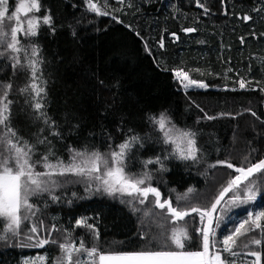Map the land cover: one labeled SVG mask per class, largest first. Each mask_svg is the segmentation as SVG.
Returning <instances> with one entry per match:
<instances>
[{"label":"trees","instance_id":"trees-1","mask_svg":"<svg viewBox=\"0 0 264 264\" xmlns=\"http://www.w3.org/2000/svg\"><path fill=\"white\" fill-rule=\"evenodd\" d=\"M90 2L108 14L98 15L90 9ZM201 2L203 7L197 0H39L40 10L29 18L50 16L51 24L41 23L38 35L23 36L21 43L27 48L36 43L42 50L46 112L55 121L58 137L49 135L25 103L20 89L27 84L28 74L14 73L11 59L0 56V83L12 84L11 126L23 140L35 145L33 159L47 150L37 144L38 135L48 136L53 151L65 161L69 148L87 147L107 154L110 146L114 149L136 135L143 146H133L125 161L126 171L151 172V184L161 191L162 199L170 198L179 208L210 207L234 176L230 170L224 172L226 167L217 161L248 166L264 159V0ZM17 3L19 0H10L9 8L14 11ZM4 23L14 26L15 21L5 18ZM21 23L26 26V19ZM189 28L195 30L185 31ZM181 68L209 89L180 90L173 70ZM241 80L245 89L239 88ZM161 113L178 128L197 133V146L203 153L199 164L170 158L164 160L166 170L151 164L145 168L143 161L157 156L163 159L165 150L171 148L160 142L162 134L149 120ZM257 187L255 201L235 206L221 216L230 220L226 228L222 225L216 230L217 241L248 218L249 212L264 211V184L257 183ZM84 188V183H68L55 191L61 196L59 202L48 199L40 206L38 215L45 224L54 223L64 230L52 233L50 239L56 244L38 247L35 240L7 233L0 239V264H23L25 257L41 254L46 264H53L61 256L58 245L69 231L73 240L83 239L86 247L108 254L157 250L171 244L167 237L173 227L187 228L192 238L186 250H200L196 229L202 225L196 213L174 222L148 203L141 205L131 197L114 198ZM233 195L229 193L225 199ZM47 198L42 197L44 201ZM150 208L154 215L146 216ZM82 217L95 226L98 238L87 228L75 226ZM252 237L261 239V245L252 244ZM245 243L247 247H243ZM234 250L241 253L233 258L237 264H252L255 257L248 255L249 251H260V264H264V235L259 230L248 232L238 238Z\"/></svg>","mask_w":264,"mask_h":264},{"label":"snow or ice","instance_id":"snow-or-ice-1","mask_svg":"<svg viewBox=\"0 0 264 264\" xmlns=\"http://www.w3.org/2000/svg\"><path fill=\"white\" fill-rule=\"evenodd\" d=\"M197 5L203 7L201 0H197ZM40 7L39 0H19L13 11L9 8V0H0V56L7 55L11 59L14 73L24 71L28 74L27 84L20 89L26 97L25 103L33 109L35 118L48 128L49 135L58 137L60 133L55 128V121L50 120L46 112L47 81L43 73L42 50L36 43H32L30 48L24 47L21 43L23 36H37V29L41 23L51 24L50 16L41 19L33 15L29 18V14L38 12ZM89 7L98 15L108 14L106 11L102 12L94 2H90ZM20 13L26 19V26L21 23L22 18L18 15ZM5 18L9 21L14 20V26L5 24ZM194 30L185 29L188 32ZM172 35L175 36V33ZM160 46L163 47V43ZM175 75L182 78V83L184 80L187 81L183 85L185 88L190 85L199 88L208 87L205 83L189 79L187 72L183 70H177ZM239 86L241 89L245 88L243 80L240 81ZM11 90V83H0V239H5V234L11 233V237L23 235L30 241L35 240L38 247H44L49 243L56 244L55 239H50L52 233L64 230L59 229L54 223L50 226L46 225L38 215L40 209L35 203L30 202V198L40 197L46 193L52 202H59L61 196L56 195L55 191L68 183H84L85 191L88 192H102L113 197L119 194L120 197H131L141 205L148 203L162 210L160 215L165 219L174 222L184 221L186 217L196 213L202 225L196 229L201 241L200 250H186V243L192 238L187 228L173 227L167 237L171 244H165L157 250L108 254L101 253L96 247H86L83 239L73 240L69 231L64 242L58 245L61 256L53 264H237L233 258L241 255L234 250L238 238L257 230L264 235V225L261 224L264 211L255 214L249 212L248 218L229 229L222 240L217 241L214 231L220 229L222 225L227 227L230 217L221 219L222 215L230 212L235 206L248 204L257 199L259 191L257 183L264 184V159L239 167L228 161H217V164L234 169L238 174L228 180L210 207L179 208L173 205L170 198L162 199L161 191L151 184L153 179L151 172L133 174L126 171L125 161L129 158L133 146L136 144L143 146L141 138L136 135L129 137L114 149L110 146L107 154L99 150H89L87 147L69 148L70 155L67 161L56 155L48 136L38 135L37 144L45 145L47 150L39 159H33L35 145L23 140L11 126L13 104V100L9 99ZM149 120L153 125L158 126L157 130L162 134L160 142L170 145L171 148L165 150L167 155L163 159L157 156L143 161L145 168L151 164L159 165V170H166L164 160L170 158L191 161L193 164L202 161L203 153L197 146L196 132L171 124L170 118L165 113H161L159 117H149ZM40 131L43 133L44 129L41 128ZM215 166L211 165V167ZM71 177L79 179L72 180ZM188 191L191 192L192 189ZM229 193L234 195L226 200ZM76 195L75 192L72 193L73 197ZM121 202L131 203L124 200ZM68 203L71 204L72 201L69 200ZM144 214L154 215L151 208ZM205 218H207L206 223ZM246 225H248L247 230H245ZM75 226L87 228L94 238L99 236L95 226L88 223L87 217L77 219ZM45 232L48 235L42 236L41 234ZM250 242L255 245L262 243L261 239L255 237H252ZM218 243L221 247H217ZM247 246V243L243 245V247ZM222 253L227 255L222 256ZM247 254L255 257L252 264H260V251H249ZM241 264L246 262L241 261Z\"/></svg>","mask_w":264,"mask_h":264},{"label":"rangeland","instance_id":"rangeland-1","mask_svg":"<svg viewBox=\"0 0 264 264\" xmlns=\"http://www.w3.org/2000/svg\"><path fill=\"white\" fill-rule=\"evenodd\" d=\"M115 1H121V0H115ZM9 4H10V0H9ZM17 5H18V3H17ZM16 5V6H17ZM15 9V8H14ZM18 15H20L21 16V22L22 21H24L25 20V18H24V16H23V14L22 13H20V14H18ZM177 70H183V71H185V72H187L185 69H183V68H181V69H174L173 70V73H174V76H175V79L177 80V83H178V85L180 86V90H182L183 92H185V93H188V92H192V91H200V90H207V89H209V87H207V88H199V87H197V86H195V85H190L189 87H187V88H185L183 85L184 84H186L187 83V81L186 80H184L183 81V83L181 82L182 81V78L181 77H177L176 75H175V72L177 71ZM187 74H188V77H189V79H191V80H195V79H193L191 76H190V74L187 72ZM197 81V80H196ZM197 82H202V81H197ZM202 83H204V82H202ZM240 83V82H239ZM206 84V83H205ZM207 85V84H206ZM239 88H240V86H239ZM245 88H246V86H245ZM245 88H243V89H245ZM241 89V88H240ZM231 163H233V162H231ZM236 166V165H235ZM237 167H239V166H237ZM225 170H230V171H232L233 173H234V176L235 175H237L238 173H236L235 172V170L234 169H228V168H226V169H224L223 171L224 172H226ZM233 176V177H234ZM73 178H75V179H79V178H77V177H73ZM93 188L95 187V184L93 183ZM85 189V188H84ZM92 193H95V194H101V195H106V196H108L106 193H96V192H94V191H92ZM45 195H47L46 193L45 194H43L42 196H40V197H31L30 198V202H32V203H35L37 206H38V208L40 209L41 207V205H43V206H45V204H47V201H48V198L44 201V199H42V197H44ZM116 196H118L119 198H122V197H120L119 196V194H117ZM115 196V197H116ZM109 197H113V196H109ZM114 197V198H115ZM124 197H127V196H124ZM150 199V198H149ZM41 211V210H40ZM253 213V212H252ZM207 222V218H205V223ZM216 230L217 229H214V231L216 232ZM227 233H223V235H222V238H223V236L224 235H226ZM45 255H38V256H30V257H25V259H24V261H23V264H46L45 263Z\"/></svg>","mask_w":264,"mask_h":264},{"label":"water","instance_id":"water-1","mask_svg":"<svg viewBox=\"0 0 264 264\" xmlns=\"http://www.w3.org/2000/svg\"><path fill=\"white\" fill-rule=\"evenodd\" d=\"M192 214H193V213H192ZM186 218H187V217H186ZM186 218H185V219H186Z\"/></svg>","mask_w":264,"mask_h":264}]
</instances>
